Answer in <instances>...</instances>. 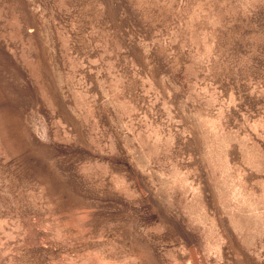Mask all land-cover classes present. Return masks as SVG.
Masks as SVG:
<instances>
[{"label": "rangeland", "instance_id": "374dc122", "mask_svg": "<svg viewBox=\"0 0 264 264\" xmlns=\"http://www.w3.org/2000/svg\"><path fill=\"white\" fill-rule=\"evenodd\" d=\"M0 264H264V0H0Z\"/></svg>", "mask_w": 264, "mask_h": 264}]
</instances>
